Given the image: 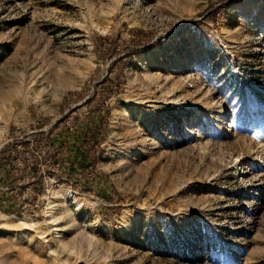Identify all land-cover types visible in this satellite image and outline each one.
<instances>
[{
    "label": "rangeland",
    "instance_id": "obj_1",
    "mask_svg": "<svg viewBox=\"0 0 264 264\" xmlns=\"http://www.w3.org/2000/svg\"><path fill=\"white\" fill-rule=\"evenodd\" d=\"M0 264H264V0H0Z\"/></svg>",
    "mask_w": 264,
    "mask_h": 264
},
{
    "label": "bare ground",
    "instance_id": "obj_2",
    "mask_svg": "<svg viewBox=\"0 0 264 264\" xmlns=\"http://www.w3.org/2000/svg\"><path fill=\"white\" fill-rule=\"evenodd\" d=\"M56 99H57V98H56ZM56 99H55V100H56ZM52 100H53V99H52ZM223 126H224V125H223ZM227 126H228V125H227ZM221 128H222V127H221ZM224 128H225V127H224ZM222 129H223V128H222ZM226 130H227V129H226Z\"/></svg>",
    "mask_w": 264,
    "mask_h": 264
},
{
    "label": "trees",
    "instance_id": "obj_3",
    "mask_svg": "<svg viewBox=\"0 0 264 264\" xmlns=\"http://www.w3.org/2000/svg\"><path fill=\"white\" fill-rule=\"evenodd\" d=\"M4 149V147L1 148V151Z\"/></svg>",
    "mask_w": 264,
    "mask_h": 264
}]
</instances>
